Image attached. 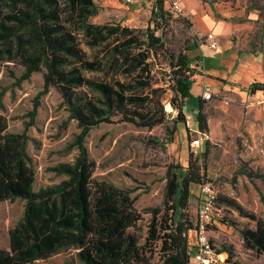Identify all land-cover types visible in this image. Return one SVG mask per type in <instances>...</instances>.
I'll return each instance as SVG.
<instances>
[{
    "label": "trees",
    "instance_id": "16d2710c",
    "mask_svg": "<svg viewBox=\"0 0 264 264\" xmlns=\"http://www.w3.org/2000/svg\"><path fill=\"white\" fill-rule=\"evenodd\" d=\"M62 1L11 0L9 11L0 5V69L3 63L18 61L24 68L21 80H25L45 68L44 90L60 94L70 119L80 129L74 161L52 168L66 179L34 190L35 171L26 152L28 138L25 133L7 132L6 119L0 115V201L25 200L24 217L9 232V249L0 248V264H33L69 249L77 250L83 264H149L144 258L146 249L156 252L161 264H190L186 233L195 226L189 215L191 188L209 182V140L200 159L189 154L186 167L175 161L167 163L162 205L147 209L151 222L140 244L131 231L141 218L134 199L125 190L92 177L95 163L84 139L91 129L118 117L119 122L147 130L170 121L168 142L173 143L177 125L185 123L183 100L192 97L195 69L190 67L188 52L199 39L183 52L168 51L164 36L172 16L163 0L153 1L145 29L89 23L97 14L95 0ZM79 34L90 49L106 46L111 38L116 42L104 59H89ZM160 56L167 57L169 67L160 80L168 78L166 87H156L159 81L153 73L151 59ZM84 72L112 74L109 81H95ZM167 90L180 100L167 101L177 111L171 120L165 110ZM257 91L264 94V83L251 85L250 93ZM197 101V128L208 132L207 100L198 97ZM36 111L37 107L32 118ZM149 142L160 145L155 139ZM219 200L254 222V229L243 231V239L249 248L264 253V218L243 212L230 199ZM216 252L227 253L225 264L234 257L231 247Z\"/></svg>",
    "mask_w": 264,
    "mask_h": 264
},
{
    "label": "rangeland",
    "instance_id": "374dc122",
    "mask_svg": "<svg viewBox=\"0 0 264 264\" xmlns=\"http://www.w3.org/2000/svg\"><path fill=\"white\" fill-rule=\"evenodd\" d=\"M63 3L62 0H59ZM219 9L226 7L234 12V20L250 22L248 34L259 38L264 49V0H200ZM0 5L10 10L11 0H2ZM97 14L88 19L92 24L127 26L145 29L149 23L153 1L144 0L127 3L125 0H95ZM242 10L239 14V11ZM169 28L164 42L170 53L183 52L199 38L188 19L185 8L184 16L171 14ZM160 35V32L156 33ZM81 48L89 59H104L111 46L116 42L111 38L106 46L90 49L86 39L79 34ZM167 57L160 56L153 62V73L159 83L156 87L168 85L167 79L161 75L169 72ZM24 68L19 62H6L0 69V115L5 117L7 132L25 133L28 141L26 152L32 159L35 171L34 190L60 183L66 176L56 174L52 168L60 163H72L78 154L76 139L80 133L77 122L70 119L69 112L62 103L60 94L54 90H44L43 73L34 72L25 80H21ZM111 72H84V75L95 81H109ZM116 78L124 80L123 76ZM264 95V94H263ZM165 110L170 119L176 117L177 111L168 106V100L177 99L173 92L167 90ZM213 99H219L213 97ZM183 100V109L185 107ZM264 98L255 100L261 107V117L253 123L251 129L241 125V136L234 140L216 142L211 156L208 172L209 183L217 193L214 222L208 226L210 238L216 251L224 246L231 247L234 257L229 264H264V253H257L249 248L243 239V231L254 229V222L245 218L240 210L219 200L227 198L234 201L243 212H249L264 218ZM208 105V104H207ZM37 107L35 116L31 112ZM249 107V106H248ZM250 115V113H249ZM251 116V115H250ZM246 115L244 119H248ZM185 123L177 125L174 143L168 142L167 131L171 127L168 121L164 125L151 130L137 128L127 122L102 123L91 129L84 139L90 159L95 163L93 178L105 181L119 189L130 193L134 199V207L140 213V220L131 229L144 243L151 222L147 209L160 207L163 200L164 174L168 162L175 161L187 166L190 153L201 157L206 144L194 150L190 143L196 138V116L184 110ZM243 128V129H242ZM233 131V126H231ZM150 139L158 140L160 145H153ZM232 146H235L233 148ZM196 151V152H194ZM200 159V158H199ZM199 188L192 191L189 215L195 222L198 205ZM25 200L0 201V248L9 249V232L24 217ZM192 241L194 237L192 234ZM144 258L149 264H161L157 253L146 249ZM225 261L227 253H222ZM33 264H83L77 257V250L69 249Z\"/></svg>",
    "mask_w": 264,
    "mask_h": 264
},
{
    "label": "crops",
    "instance_id": "0c3cea01",
    "mask_svg": "<svg viewBox=\"0 0 264 264\" xmlns=\"http://www.w3.org/2000/svg\"><path fill=\"white\" fill-rule=\"evenodd\" d=\"M182 4L197 36L204 37L188 52L190 67L195 69V74L191 78L192 97L186 99L183 111L197 115V98L203 99L205 85L210 86L214 97L219 98L207 100L205 104L210 136L209 167L216 142L234 140L241 136V125L251 129L261 117V107L255 105V100L264 98V95L262 91L251 94L250 87L255 82L264 83V49L260 46L259 38L248 34L250 22L235 21L234 12L225 6L216 9L202 4L200 0H182ZM236 12L240 14L243 11ZM210 31H214L219 42L217 49H210L205 41V35ZM225 100L231 102L227 104ZM250 103L253 105L248 107ZM245 115L249 118L244 119ZM195 126L196 129V122ZM204 144L206 141L201 143ZM195 187L192 186L191 192Z\"/></svg>",
    "mask_w": 264,
    "mask_h": 264
},
{
    "label": "built area",
    "instance_id": "2783aa9c",
    "mask_svg": "<svg viewBox=\"0 0 264 264\" xmlns=\"http://www.w3.org/2000/svg\"><path fill=\"white\" fill-rule=\"evenodd\" d=\"M127 3L133 0H125ZM144 1V0H136ZM154 1V0H152ZM165 8L174 16H184L185 8L182 0H163ZM205 41L210 49H217L219 42L214 31H210L205 35ZM214 97L212 88L208 85L203 87L202 98L211 100ZM228 104L231 101L225 100ZM264 103V101H262ZM253 103L249 104V107ZM169 106V105H168ZM197 135L190 143L191 147L196 150L200 147L203 141L210 139L208 132H200L198 128L194 130ZM196 152V151H194ZM217 193L211 183H205L199 186L198 205L195 215L194 228L186 233L188 239V254L190 256V264H225V257L216 252L215 246L210 238L208 226L214 221V213L219 210L216 207ZM192 234L194 241H192Z\"/></svg>",
    "mask_w": 264,
    "mask_h": 264
}]
</instances>
